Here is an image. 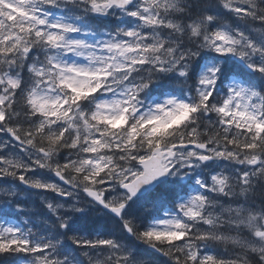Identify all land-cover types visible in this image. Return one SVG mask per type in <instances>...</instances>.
<instances>
[{
    "label": "snow or ice",
    "instance_id": "6c2138e0",
    "mask_svg": "<svg viewBox=\"0 0 264 264\" xmlns=\"http://www.w3.org/2000/svg\"><path fill=\"white\" fill-rule=\"evenodd\" d=\"M0 264H264V0H0Z\"/></svg>",
    "mask_w": 264,
    "mask_h": 264
}]
</instances>
